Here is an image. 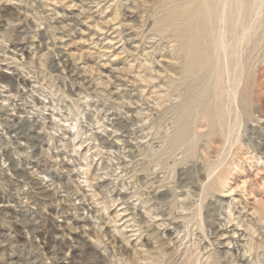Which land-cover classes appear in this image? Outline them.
Segmentation results:
<instances>
[{
	"label": "rangeland",
	"instance_id": "rangeland-1",
	"mask_svg": "<svg viewBox=\"0 0 264 264\" xmlns=\"http://www.w3.org/2000/svg\"><path fill=\"white\" fill-rule=\"evenodd\" d=\"M193 1L0 0V264H264V0Z\"/></svg>",
	"mask_w": 264,
	"mask_h": 264
},
{
	"label": "bare ground",
	"instance_id": "bare-ground-1",
	"mask_svg": "<svg viewBox=\"0 0 264 264\" xmlns=\"http://www.w3.org/2000/svg\"><path fill=\"white\" fill-rule=\"evenodd\" d=\"M191 1H193V0H191ZM196 1V0H195ZM204 1H206V0H204ZM209 1H212V0H209ZM208 1V2H209ZM242 1V0H241ZM194 2V1H193ZM208 2H206L205 4H204V2H203V4L205 5V7L203 8V10H200V11H202V12H200V16H201V18H202V23H199L197 26H196V28H195V30L191 33V31H192V29L191 28H189L188 26H186V28L184 29H181L180 31H181V34H179V38H181V43H183V45H184V47H185V50L187 51V50H189L190 52H194L195 53V57H197V65L198 66H201V67H203V65L205 66V65H207V61H206V50L204 49V47L202 46V44H200V40H201V38H203V36L205 35V31H206V27H207V25H209L208 23H209V19L211 18V15H210V12L211 11H209L208 10V8H209V4H208ZM185 4H186V2H185ZM201 4H202V0H201ZM211 4V3H210ZM203 6V5H202ZM201 6V7H202ZM208 6V7H207ZM180 7H182V6H180ZM200 7V8H201ZM199 10V9H198ZM175 11V10H174ZM176 12V11H175ZM175 12H173V13H175ZM178 12V11H177ZM214 12V11H213ZM171 15V14H170ZM176 15V14H175ZM173 16H174V14H173ZM205 18V19H204ZM206 26V27H205ZM208 31V30H207ZM211 31H213V28H212V30ZM213 33V32H212ZM214 34H215V32H214ZM213 34V35H214ZM208 35H210V34H208ZM205 37H207V36H205ZM210 37H211V35H210ZM242 37V36H241ZM213 38V37H212ZM204 39H206V38H204ZM209 39H211V38H209ZM214 39V38H213ZM241 39V38H240ZM179 41V40H178ZM201 41H203V40H201ZM211 42H213V41H211ZM180 43V42H179ZM215 43V42H214ZM217 43V42H216ZM203 44H204V41H203ZM207 46V45H206ZM221 48V47H220ZM224 53V52H223ZM190 57V59L192 58L191 57V55L189 56ZM194 58V57H193ZM224 61V60H223ZM59 64V63H58ZM191 71H194V69L193 70H191Z\"/></svg>",
	"mask_w": 264,
	"mask_h": 264
}]
</instances>
